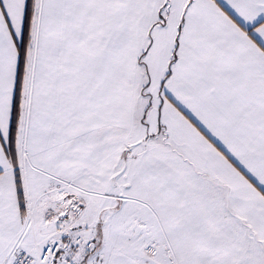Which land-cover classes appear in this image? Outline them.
<instances>
[{"label": "snow or ice", "instance_id": "6c2138e0", "mask_svg": "<svg viewBox=\"0 0 264 264\" xmlns=\"http://www.w3.org/2000/svg\"><path fill=\"white\" fill-rule=\"evenodd\" d=\"M0 264H264V0H0Z\"/></svg>", "mask_w": 264, "mask_h": 264}]
</instances>
